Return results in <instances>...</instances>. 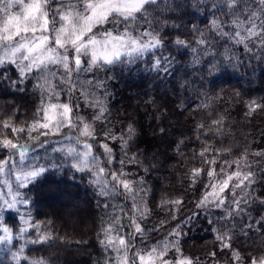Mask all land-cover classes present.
Returning <instances> with one entry per match:
<instances>
[{"label":"trees","instance_id":"1","mask_svg":"<svg viewBox=\"0 0 264 264\" xmlns=\"http://www.w3.org/2000/svg\"><path fill=\"white\" fill-rule=\"evenodd\" d=\"M226 2L156 0L155 4L147 6V22H142L141 27L161 38V46L145 52L133 63L116 64L97 72V77L105 83L106 105L110 110L107 124L96 123L97 135L128 124L137 131L131 152L140 153L139 171L146 175L148 194L144 199L150 210L144 220L137 221L147 230L144 243L151 247L171 232L179 220L201 212L194 223L182 226V236L169 237L178 240L183 254L191 257L194 264H249V257L264 256V229L257 230L253 224V219L264 216V205L259 203L264 200V157L251 155L264 149V107L249 114L253 101L264 106V49L256 41L257 46L249 44L252 50L248 51L243 45L220 35L221 31H233L231 21L235 17L233 10L225 6ZM247 2L253 9L258 4V0ZM238 14L241 18L246 15ZM214 20L220 28L213 27ZM201 37L207 40L206 44L196 42ZM177 40L185 44L178 45ZM157 58L159 66L155 65ZM9 75L11 80H16L11 68ZM85 77L91 78L90 74H83L81 80ZM36 82L33 79L14 85L10 80H0V122L21 127L37 118L41 91L34 87ZM100 91L104 90H98L97 94ZM83 114L87 117L90 111ZM221 118L224 123L217 133L212 121ZM201 124L205 126L203 133L197 127ZM5 136L20 145H33L28 159L18 164V170L27 171L49 161L60 165L26 188H16L30 200L24 205L26 216L30 213L31 220L40 223V231L52 237L44 244H27L22 253L27 259L21 258L19 264H30L40 257L48 264H108L113 254L100 244L103 237L99 234L114 212L111 207L105 208V203L118 204L119 200L101 196L99 189L90 183L87 172L75 171L70 166V157L51 151L55 141L37 147L27 133L13 136L0 129V139ZM205 146H210L213 152L231 149L230 153L217 156L221 163L236 160L245 151L249 153L248 162L257 181L253 196L258 199L242 214L243 218L232 221L234 228L224 221L210 226L205 216L216 217L220 210L212 209L207 213L196 207L203 189L199 183L190 186L189 174L193 168L205 167L200 157L194 155ZM9 155V151H0V159ZM144 168L149 169L147 174ZM63 197L79 202L77 210L69 217L53 204ZM175 199L185 201L176 214V221L171 219L168 208L159 206L161 201ZM60 205L68 206L67 203ZM20 213L5 212L2 224L8 225L13 232L27 227L22 224ZM162 221L167 224L160 226ZM247 224H253L251 231L245 227ZM222 226L232 237L231 249H221L217 232L212 230H220ZM33 239H36V232L29 229L23 239L17 237L11 244H0V264H18L14 254L26 240ZM135 243L138 248L144 247L139 238ZM233 250L239 253V260H233ZM213 252L215 257L210 255Z\"/></svg>","mask_w":264,"mask_h":264},{"label":"snow or ice","instance_id":"2","mask_svg":"<svg viewBox=\"0 0 264 264\" xmlns=\"http://www.w3.org/2000/svg\"><path fill=\"white\" fill-rule=\"evenodd\" d=\"M155 2L0 0V80H10L12 84L19 85L35 79L37 82L34 87L41 91L37 118L32 123L15 127L13 123L5 121L0 122V129L13 136L27 133L40 147L49 143V137H65L71 143L52 147L51 151L70 157V166L75 171L87 172L91 177L90 183L99 189L101 196L119 200L118 204L105 203V208L111 207L114 212L99 234L103 237L99 240L100 244L113 254L108 264H194L191 257L183 254L178 240L169 237L182 236V226L194 223L202 213L195 212L179 220L171 232L148 247L144 243L147 230L137 222L144 220L150 212L144 199L148 194L146 175H141L139 171L142 163L140 153L131 152L137 131L132 124H128L127 127L106 130L102 135H97L95 127L97 122L107 124L110 120L106 86L97 77V72L116 64L133 63L145 52L162 44L161 38L152 36L146 28L141 27L142 22H147V6ZM225 6L233 10V31H221L220 35L243 45L248 51L252 50L249 44L257 46L256 41L264 49V0H258L255 9L247 0H227ZM238 13L246 15L241 18ZM213 27L220 28V24L214 20ZM196 42L203 45L207 40L201 37ZM175 43L185 44L182 40ZM155 65H160L159 58L155 60ZM10 68L15 72L16 80H11ZM83 74H90L91 78L81 80ZM101 89L104 91L97 94ZM261 107L264 106L253 101L249 114ZM86 111H90L87 117L83 114ZM223 123V118L212 121L217 133L221 131ZM197 127L201 133L205 132L203 124ZM34 132L36 136H32ZM0 151L11 152L7 158L0 159V174H5L7 169V174L11 175L9 166L13 164L14 157H18L21 162L27 160L29 148L5 136L0 139ZM230 152L231 149L213 152L210 146H205L200 152L194 153L205 165L193 168L189 174L190 186L199 183L203 189L196 207L207 213H211L212 209L220 210L216 217L205 216L210 226L224 221L234 228L232 221L243 218L242 214L258 199L253 196L257 181L256 173L248 162L249 153L245 151L238 159L223 163L217 159V156ZM251 155L264 157V149ZM58 167L60 165L49 161L32 166L27 171H16L17 187L26 188L50 169ZM143 172L147 174L149 169L144 168ZM28 203V197L13 190L10 179L0 181V244H11L17 237L23 239L29 229L36 232V239L26 240L14 254L13 258L18 264L21 258L27 259L22 257L27 244H44L52 239L49 233L40 231V223L31 220L30 213L27 217H20L22 224L27 227L22 226L16 232L2 224L5 212L18 210L19 204ZM259 203L264 205V200ZM184 204L183 199H175L161 201L159 206L168 208L171 219L176 221V214ZM166 224L167 221H162L160 226ZM253 224L257 230L264 229V216L253 219ZM253 224L245 227L251 231ZM212 230L217 232L216 238L221 242V249L232 248V237L223 226L220 230ZM136 238L144 243L143 248L136 246ZM210 255L215 257L216 253ZM232 257L233 260L240 259L236 250H233ZM248 261L249 264H264V256L249 257ZM30 264H48V261L40 257L30 261Z\"/></svg>","mask_w":264,"mask_h":264},{"label":"rangeland","instance_id":"3","mask_svg":"<svg viewBox=\"0 0 264 264\" xmlns=\"http://www.w3.org/2000/svg\"><path fill=\"white\" fill-rule=\"evenodd\" d=\"M67 135H71V133H67ZM40 139L43 140L44 138L40 137ZM52 141H55L54 142L55 143V147H60L61 145H65L66 146V145L71 143L70 140L65 139V137H63V136H61V137H49V143H51ZM34 143H35V146H37V147L39 146V144L36 143V141ZM26 146H28V148H29V152H28V156H29L30 152L32 151V146L33 145L27 144ZM20 163H21V161H19L18 157H14L13 164L9 166L11 168V170H12V174L8 175L7 174V169H6V173L5 174H0V181H2L4 179H10L11 180V184H12L13 190H16V188H17V181L15 180V172L19 171L18 170V167H19L18 164H20ZM5 191H7V189H5ZM63 203H67L68 206L67 207H62L60 204H63ZM53 204H54L55 208H57V209L60 208L63 211V213L66 216H68V217H69V215H72V213L75 212L74 210H77V208L79 206V202L78 201L76 202V200L74 198H71V197L70 198L63 197L61 201L55 202ZM24 205L25 204H19L17 206L18 210L14 209V210H11V211H14V212L21 211L22 213H20V217L22 215L27 217L26 214L24 213V211H25ZM68 220H70V223H72L71 219L68 218ZM3 225L9 227L6 224H3ZM24 227H26V226H24ZM71 227H72V225H69V228H71ZM77 264H79V263H77Z\"/></svg>","mask_w":264,"mask_h":264}]
</instances>
